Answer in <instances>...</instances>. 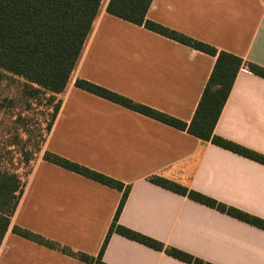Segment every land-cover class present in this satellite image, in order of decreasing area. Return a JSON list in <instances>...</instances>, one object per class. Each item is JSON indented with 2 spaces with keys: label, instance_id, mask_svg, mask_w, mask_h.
<instances>
[{
  "label": "crops",
  "instance_id": "crops-1",
  "mask_svg": "<svg viewBox=\"0 0 264 264\" xmlns=\"http://www.w3.org/2000/svg\"><path fill=\"white\" fill-rule=\"evenodd\" d=\"M96 18L0 246V264H90L15 225L97 256L119 223L214 264H264V229L165 188L161 176L264 219V164L75 85H103L190 123L216 55L106 11ZM107 17L123 23H103ZM149 19L264 66V0H152ZM215 134L264 154V77L242 67ZM51 151L123 182L118 189L45 160ZM109 264H191L118 232Z\"/></svg>",
  "mask_w": 264,
  "mask_h": 264
},
{
  "label": "trees",
  "instance_id": "trees-1",
  "mask_svg": "<svg viewBox=\"0 0 264 264\" xmlns=\"http://www.w3.org/2000/svg\"><path fill=\"white\" fill-rule=\"evenodd\" d=\"M105 1L0 0V68L25 79V90L28 94L37 95L42 91H50L51 101L56 99V96H61L73 76ZM151 2L152 0H108L106 11L129 22L144 25L148 29L195 49L217 56L190 123L82 77L76 79L75 85L177 128H187L190 133L203 140H212L221 147L264 164V154L215 134V127L240 69L247 67L251 72L264 77V66L245 61L243 57L235 53L219 50L208 42L149 19L147 12ZM60 104L61 97H58L47 132L52 127ZM43 158L103 184L118 189L123 188L122 181L57 153L47 150L44 152ZM150 179L165 188L189 195L198 202L264 229V219L259 216L223 203L202 192L189 190L186 186L165 177L153 176ZM26 180L23 181L16 174L0 169V246L23 194ZM130 190L131 186L128 185L96 257L85 252L75 251L67 245L19 225H15L13 231L90 264H109L104 260V252L113 232H118L156 249H165L170 255L191 264H214L176 247L165 248L162 242L119 223L120 214Z\"/></svg>",
  "mask_w": 264,
  "mask_h": 264
},
{
  "label": "rangeland",
  "instance_id": "rangeland-1",
  "mask_svg": "<svg viewBox=\"0 0 264 264\" xmlns=\"http://www.w3.org/2000/svg\"><path fill=\"white\" fill-rule=\"evenodd\" d=\"M103 23L123 22L107 17ZM0 74V169L25 181L40 157L60 96L51 101L50 91L28 94L25 79L2 68Z\"/></svg>",
  "mask_w": 264,
  "mask_h": 264
}]
</instances>
